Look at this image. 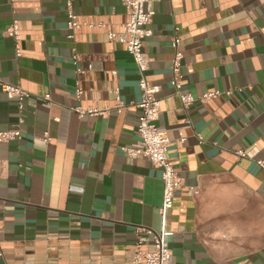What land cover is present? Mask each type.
Masks as SVG:
<instances>
[{
  "label": "crops",
  "instance_id": "crops-1",
  "mask_svg": "<svg viewBox=\"0 0 264 264\" xmlns=\"http://www.w3.org/2000/svg\"><path fill=\"white\" fill-rule=\"evenodd\" d=\"M150 6L146 76L159 87L156 124L182 179L164 218L160 169L122 149L137 145L141 98L125 45L107 26L69 29L64 0H0V77L29 92L19 110L0 89V131L21 132L0 141V264H134L135 241L151 249L162 227L169 264H264V0ZM73 10L116 32L128 19L121 0H74ZM13 21L18 57L4 33ZM173 36L180 82L196 98L186 109L170 85Z\"/></svg>",
  "mask_w": 264,
  "mask_h": 264
},
{
  "label": "built area",
  "instance_id": "built-area-1",
  "mask_svg": "<svg viewBox=\"0 0 264 264\" xmlns=\"http://www.w3.org/2000/svg\"><path fill=\"white\" fill-rule=\"evenodd\" d=\"M74 0H64L65 14L67 17V26L69 29H77L81 25L89 27L107 26V37L109 40H116L125 45L126 50L133 58L135 67L139 74L138 86L141 91V98L137 103L139 114L135 125V131L138 136L137 145L134 147H123L122 149L130 157L143 156L147 158L155 167L160 169L162 180V201L159 207V213L162 218L165 217L166 211L172 206L175 191L181 187L182 179L174 170L173 165L169 162L167 156L168 145L171 140L164 135L156 124L160 112V101L156 96L159 90L157 85H150L146 72L149 68V57L143 50V43L146 37L151 35L149 27L154 14L153 8L150 6L151 0H121L128 15L127 21L121 23L122 31L116 32L112 23H80L73 10ZM5 35L13 41L15 56L21 55L20 49V29L16 21H13L4 31ZM68 37H72L69 34ZM171 45L175 49L172 66L170 85L173 87V94L176 95L184 109H186L196 99L190 91L183 89L180 78L182 76L181 51L178 48V40L175 36L171 39ZM74 62L76 56L72 55ZM77 72H82L81 68H76ZM116 73V71H112ZM0 89L10 99H15L19 110L22 109L24 101L29 96V92L23 89L19 84L7 82L0 77ZM117 104L115 107H120L123 103L119 99L118 89H115ZM218 89L206 91L198 97L200 101H206L220 94ZM230 93V91H225ZM75 97L78 99L82 94V88L79 83H76L74 89ZM48 105V102H45ZM73 110L78 115L90 114L98 115L105 114L109 111L108 108L100 109L97 107H81L76 106ZM21 121V120H20ZM21 132L19 128L0 131V141H9L15 138H20ZM199 141H202L200 135L197 136ZM48 140L47 137L43 138ZM238 154H243L238 151ZM260 165L263 166L262 162ZM167 232L162 227L159 231L153 232L152 247L147 249L144 247L141 238H138L133 244V263L134 264H169L171 252L166 241Z\"/></svg>",
  "mask_w": 264,
  "mask_h": 264
}]
</instances>
